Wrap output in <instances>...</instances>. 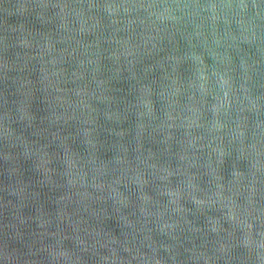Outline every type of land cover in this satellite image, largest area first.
<instances>
[{
	"label": "water",
	"instance_id": "95a60500",
	"mask_svg": "<svg viewBox=\"0 0 264 264\" xmlns=\"http://www.w3.org/2000/svg\"><path fill=\"white\" fill-rule=\"evenodd\" d=\"M0 264H264V0H0Z\"/></svg>",
	"mask_w": 264,
	"mask_h": 264
}]
</instances>
